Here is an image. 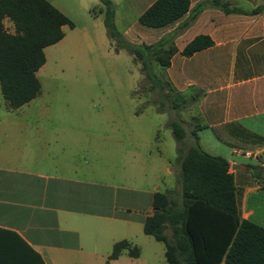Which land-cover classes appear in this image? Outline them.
<instances>
[{"label":"crops","instance_id":"crops-1","mask_svg":"<svg viewBox=\"0 0 264 264\" xmlns=\"http://www.w3.org/2000/svg\"><path fill=\"white\" fill-rule=\"evenodd\" d=\"M111 1L115 21L119 15L130 23L122 33L129 43L151 45L173 35L177 52L165 80L194 97L195 116L203 125L201 149L229 162L240 217L264 228V0H190L181 19L159 28L139 23L156 0ZM121 1L124 8L118 11ZM222 5L243 12H225ZM199 35L209 36L213 45L183 56L184 47ZM3 99L0 228L18 234L46 264H106L121 241L130 248L109 264H143V226L153 212V195L160 192L147 181L162 180L165 191H179L178 165L166 163L161 149L153 154L149 145L143 150L137 144L125 153L123 185L110 179L114 169H104L107 176L100 179L94 155L81 163L78 150L70 153L66 146L33 156L31 166H17L16 109ZM246 152L257 157H245ZM132 248L138 256L130 255Z\"/></svg>","mask_w":264,"mask_h":264},{"label":"trees","instance_id":"trees-1","mask_svg":"<svg viewBox=\"0 0 264 264\" xmlns=\"http://www.w3.org/2000/svg\"><path fill=\"white\" fill-rule=\"evenodd\" d=\"M98 1L116 49L130 53L152 87L165 91L168 85L185 97L156 73L157 67L167 69L177 52L173 35L151 45L131 44L116 28L112 1ZM221 7L225 12H243ZM189 8L190 0H156L139 23L164 27L181 19ZM6 20L12 25L11 32ZM64 26L73 28L74 24L48 0H0V88L10 108H20L40 94L36 73L46 62L44 49L64 38ZM212 45L209 36L199 35L184 47L182 55L190 57ZM168 127L178 143L175 164L180 188L154 193L153 212L144 222V233L164 244L167 264H264V228L240 217L229 162L201 149L198 131L203 125L196 116L189 131L179 121H169ZM128 248L127 241L116 243L106 264ZM129 253L136 257L139 251L132 248ZM0 264L46 263L18 234L0 228Z\"/></svg>","mask_w":264,"mask_h":264},{"label":"rangeland","instance_id":"rangeland-1","mask_svg":"<svg viewBox=\"0 0 264 264\" xmlns=\"http://www.w3.org/2000/svg\"><path fill=\"white\" fill-rule=\"evenodd\" d=\"M48 1L74 27L66 26L64 38L44 49L46 62L36 73L40 94L16 109V165L31 166L33 156L47 150L58 152L66 146L70 153L78 150L81 163L94 155L102 170L100 179L104 169H114L110 179L123 185L125 153L137 144L143 150L149 145L153 154L159 148L166 163H175L178 143L168 122L179 121L187 131L193 128L195 105L191 97L179 95L168 85L165 91L151 86L130 53L116 49L98 0ZM124 4L121 1L117 10ZM115 25L124 33L130 23L118 15ZM7 29L12 31L8 24ZM156 73L166 82L165 69L157 67ZM5 112L0 88V129L5 126ZM0 140L3 150L5 141ZM147 183L150 189L157 185L160 192H166L165 181L151 179ZM142 236L146 240L142 243L143 264H167L164 244Z\"/></svg>","mask_w":264,"mask_h":264},{"label":"built area","instance_id":"built-area-1","mask_svg":"<svg viewBox=\"0 0 264 264\" xmlns=\"http://www.w3.org/2000/svg\"><path fill=\"white\" fill-rule=\"evenodd\" d=\"M245 157H248V158H255L257 157V154L255 153H250V152H246L243 154Z\"/></svg>","mask_w":264,"mask_h":264}]
</instances>
